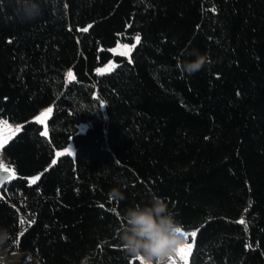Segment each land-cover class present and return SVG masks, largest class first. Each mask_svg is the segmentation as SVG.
Returning a JSON list of instances; mask_svg holds the SVG:
<instances>
[{
  "label": "trees",
  "instance_id": "1",
  "mask_svg": "<svg viewBox=\"0 0 264 264\" xmlns=\"http://www.w3.org/2000/svg\"><path fill=\"white\" fill-rule=\"evenodd\" d=\"M0 117L21 127L1 149L7 251L143 264L122 215L155 195L197 233L187 264H264V0H0Z\"/></svg>",
  "mask_w": 264,
  "mask_h": 264
},
{
  "label": "clouds",
  "instance_id": "2",
  "mask_svg": "<svg viewBox=\"0 0 264 264\" xmlns=\"http://www.w3.org/2000/svg\"><path fill=\"white\" fill-rule=\"evenodd\" d=\"M195 59L184 64L188 74L200 71L207 63L206 55L194 52ZM114 200L125 199L123 193L113 189ZM120 247L130 259L142 258L143 264H168V258L185 244L184 228L169 210L166 200L153 195L146 203L127 207L122 215ZM12 239L10 232L0 228V264H10L6 253ZM80 264H89L88 257Z\"/></svg>",
  "mask_w": 264,
  "mask_h": 264
},
{
  "label": "rangeland",
  "instance_id": "3",
  "mask_svg": "<svg viewBox=\"0 0 264 264\" xmlns=\"http://www.w3.org/2000/svg\"><path fill=\"white\" fill-rule=\"evenodd\" d=\"M136 37L137 36H135L134 41L132 43L118 42L115 46H113L110 49V51L112 53H115V54H122V55H125V56L129 57V54H130L131 50L133 49V47L136 44ZM129 48H130V51H129ZM112 65H114V66H112ZM115 66H116V63L111 60V61L107 62L106 64H104L102 67H100L99 70H102L100 72H109ZM49 108L52 109L51 107L43 108L42 110H40V112L34 118V120L37 121L36 117H41L43 122L42 123L38 122V121L37 122L42 125L43 132L45 130L47 132L46 120H47V118L49 117V115L51 113L46 114V110L49 109ZM7 125H8L7 129L4 127L3 129L0 130V140H3L5 137H8V136H10L12 138L17 133V132H15L16 128L11 127L9 123H7ZM13 133H15V134H13ZM8 140L9 139H7V141ZM65 150H67V152ZM0 153H2L1 149H0ZM64 154H69V155H73L74 154V146H73L72 142H70L66 147L61 148L59 150H56L55 159L57 157L61 156V155H64ZM0 159H2L5 167L8 168L6 160L3 157V155H0ZM11 173H12V171H11ZM36 176L37 175L30 177L29 180L31 181V178L36 177ZM192 231H195V230H185L184 229L185 233H190ZM21 232H22V230L19 231V233H21ZM184 239H185V244L184 245H192L194 237H192L190 235H184ZM178 250L176 251V253L174 255H172V256H170L168 258V263H170V264H187L188 259H189V255H190V251L185 249V248H183V247H181ZM6 256H7L8 260L10 261V264H40L35 257H33L32 255H30L27 252L7 251ZM182 257H184V258L182 259Z\"/></svg>",
  "mask_w": 264,
  "mask_h": 264
},
{
  "label": "snow or ice",
  "instance_id": "4",
  "mask_svg": "<svg viewBox=\"0 0 264 264\" xmlns=\"http://www.w3.org/2000/svg\"><path fill=\"white\" fill-rule=\"evenodd\" d=\"M84 31H87V29H83ZM136 43H139V37L137 36L136 37ZM134 46V45H133ZM127 47V46H126ZM129 51H130V48H129ZM112 66H114V65H112ZM98 72L99 71H102V70H97ZM68 75L69 76H72V73H71V71L69 70V72H68ZM51 111H52V109H47L46 110V114H48V113H51ZM36 120L38 121V122H43L42 121V119H41V117H36ZM0 123H4L5 124V128L7 129L8 128V125H7V123L5 122V121H0ZM21 130V127L20 126H18L16 129H15V132H19ZM13 134H15V133H13ZM41 135H47V132H46V130L44 131V132H41ZM11 137L10 136H8V137H5L3 140H0V149H2L3 148V145H4V143H6L7 142V139H10ZM66 152H67V150H65ZM0 155H2V153H0ZM56 163V161L55 160H53L52 161V164H55ZM0 170H3V171H8V168H6L5 167V165H4V163H3V161H2V159H0ZM13 175H14V173H13ZM39 179V176H36V177H33V178H31V183H35V181L36 180H38ZM21 223H24L25 221L23 220V219H21V221H20ZM238 223H241V224H244L245 225V227H246V221L245 220H243V219H241V220H239V221H237ZM29 223H34V221H30ZM183 234L184 235H190V236H192V237H195L196 235H197V233L195 232V231H192V232H190V233H185V232H183ZM18 242V241H17ZM183 248H185V249H187V250H189L190 251V249H191V247H192V245H183L182 246ZM249 247H250V245H249ZM179 251V250H178ZM184 257H182V259H183ZM139 259H141L142 260V258H139Z\"/></svg>",
  "mask_w": 264,
  "mask_h": 264
},
{
  "label": "water",
  "instance_id": "5",
  "mask_svg": "<svg viewBox=\"0 0 264 264\" xmlns=\"http://www.w3.org/2000/svg\"><path fill=\"white\" fill-rule=\"evenodd\" d=\"M13 176V174L11 173L10 169H8V171H3L0 170V187L7 182L11 177Z\"/></svg>",
  "mask_w": 264,
  "mask_h": 264
},
{
  "label": "built area",
  "instance_id": "6",
  "mask_svg": "<svg viewBox=\"0 0 264 264\" xmlns=\"http://www.w3.org/2000/svg\"><path fill=\"white\" fill-rule=\"evenodd\" d=\"M0 121H5L6 123H9L11 127L13 128H17L18 126H20L19 123L17 122H8L6 119L0 117ZM5 127V124L4 123H0V130L3 129Z\"/></svg>",
  "mask_w": 264,
  "mask_h": 264
},
{
  "label": "crops",
  "instance_id": "7",
  "mask_svg": "<svg viewBox=\"0 0 264 264\" xmlns=\"http://www.w3.org/2000/svg\"><path fill=\"white\" fill-rule=\"evenodd\" d=\"M168 264H170V263H168Z\"/></svg>",
  "mask_w": 264,
  "mask_h": 264
}]
</instances>
